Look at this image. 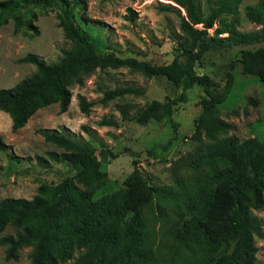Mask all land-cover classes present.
I'll return each mask as SVG.
<instances>
[{
  "label": "rangeland",
  "instance_id": "1",
  "mask_svg": "<svg viewBox=\"0 0 264 264\" xmlns=\"http://www.w3.org/2000/svg\"><path fill=\"white\" fill-rule=\"evenodd\" d=\"M197 0V13L206 18L217 12L207 35H226L227 31L241 34L264 32V0ZM165 6H169L165 9ZM134 12L128 19L127 9ZM35 14L32 25L36 34L13 33L12 22L0 26V88H9L33 72V66L17 60L27 53L46 63L58 61L61 51L73 47L57 25V14L71 21L84 32L97 52L112 51L120 58L167 63L180 48V42L190 46L188 35L181 31L179 20L184 8L173 0H43L29 5L24 18ZM83 16L91 21H85ZM203 29V23L194 25ZM264 46V41L248 48ZM243 47L234 46L206 52L195 65L197 74H207L221 83L224 66L238 56ZM233 84L226 98L217 105V117L229 124L226 135L239 142L249 138L264 141V87L255 78L243 76L237 65ZM120 86L144 89L142 95L124 94L102 101L104 90ZM180 89L160 76H144L126 66L95 68L82 75L81 84L70 86V100L64 112L57 104L37 109L19 129L12 131L8 115L0 111V199L5 197L30 199L38 185L65 177L69 181L71 207L67 216L57 223L56 233L73 246L71 258L58 264H70L84 250L77 247L79 226L94 222L112 209L123 190L122 180L130 171L132 160L149 185L159 189L153 199L138 213L141 255L131 264H205L211 257L198 230L186 223L185 204L195 202L208 178L222 166L215 164L195 169L186 168L180 160L207 142L201 135L195 141L192 133L199 113L197 100L201 87L186 89L187 101L178 103L170 122L153 120L144 125L130 117L151 99L163 100ZM81 95L92 101L85 115L77 106ZM114 122L102 124L101 121ZM54 130L84 143L101 160V175L89 185L78 183L74 171L62 159V149L43 140L38 130ZM168 141V144L166 142ZM52 151L54 158L46 155ZM114 154L115 157H111ZM88 193L86 200H77L76 191ZM264 200V189L262 191ZM260 221V235L252 237L254 261L264 264V201L261 207L250 209ZM19 229L7 223L0 237ZM87 244V242H85ZM122 247L121 237L115 238L113 253ZM0 246V264H29L32 245L21 246L15 259L4 258Z\"/></svg>",
  "mask_w": 264,
  "mask_h": 264
},
{
  "label": "trees",
  "instance_id": "2",
  "mask_svg": "<svg viewBox=\"0 0 264 264\" xmlns=\"http://www.w3.org/2000/svg\"><path fill=\"white\" fill-rule=\"evenodd\" d=\"M43 0H0V26L12 22L13 33L36 34L32 22L35 14L24 18L29 5ZM84 3V0H73ZM184 8L185 16L179 20L182 32L189 36L190 46L180 42V48L167 63L154 64L148 60L120 58L112 51L97 52L88 36L71 21L57 14V25L64 37L74 45L61 51V57L53 63H46L36 55L27 53L17 61L33 66L34 70L9 88H0V111L10 119L12 131L21 128L39 108L57 104L58 111L64 112L70 100V86L82 83V75L95 68H118L126 66L144 76H160L180 91L171 98L151 99L138 108L130 117L144 125L148 121L170 122L174 107L187 101L186 89L198 85L203 95L197 100L199 113L195 120L192 137L195 141L201 135L207 139L198 148L182 158L180 162L195 169L220 164L222 167L209 178L204 189L197 194L195 202L185 204L186 223L202 236L203 244L211 257L205 264H256L252 237L260 235V221L250 209L262 206L264 189V141L249 138L238 141L226 135L229 124L217 117V105L229 93L233 84V71L238 65L243 76L257 79L264 87V46L248 48L264 41V32L241 34L227 31L226 35H207L205 28L212 24L217 12L206 18L197 13V0H173ZM223 7V0L218 1ZM169 6H165V9ZM128 19L134 12L127 9ZM85 21H91L83 16ZM203 23L204 28L194 25ZM234 46L243 47L238 56L223 68L221 83L207 74H197L195 65L208 51L223 50ZM143 88L120 86L104 90L101 100L108 101L124 94L142 95ZM92 101L77 97L81 113L87 114ZM102 124H114L102 120ZM173 126L174 123L170 122ZM43 140L62 149V159L74 171L78 183L89 185L99 178L100 160L84 143L54 130H38ZM168 144V141L166 142ZM1 146V143H0ZM50 158L56 154L46 153ZM111 157H115L114 154ZM123 190L118 203L103 217L79 226L77 247L85 246L70 264H131L141 255V237L138 213L158 194L156 186L149 185L132 160L130 171L122 180ZM69 181L61 177L37 186L30 198L5 197L0 199V232L7 223L19 230L14 234L0 237L4 246V258L15 259L17 250L26 244L32 245L29 264H58L71 258L73 246L56 233L57 223L65 218L71 207ZM88 193L76 191L77 200H86ZM121 237L122 247L113 253L116 236ZM87 242V244H85Z\"/></svg>",
  "mask_w": 264,
  "mask_h": 264
}]
</instances>
